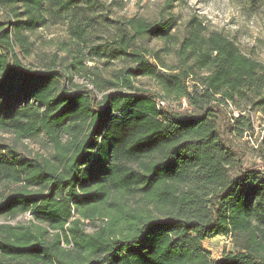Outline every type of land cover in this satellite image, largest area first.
<instances>
[{"label":"trees","instance_id":"16d2710c","mask_svg":"<svg viewBox=\"0 0 264 264\" xmlns=\"http://www.w3.org/2000/svg\"><path fill=\"white\" fill-rule=\"evenodd\" d=\"M95 1L0 0L11 19L0 15V127L44 133L55 150L31 160L0 145V181L16 186L0 200V217L28 213L38 224L0 227V264H264V170L245 167L229 139L251 130L249 119L227 121L224 111L236 99L264 109V66L195 17L180 39L173 18H133L94 44ZM51 22L66 25L71 75L94 59L122 62L111 79L92 73L100 101L92 89L61 85L65 70L21 68L16 48L29 56V36ZM148 39L163 49L141 45ZM170 48L174 66L160 56ZM196 71L205 74L195 79ZM138 78L162 97L133 86ZM165 98L198 113L175 114ZM80 219L107 221L88 234ZM217 236L234 251L212 260L202 243Z\"/></svg>","mask_w":264,"mask_h":264},{"label":"rangeland","instance_id":"374dc122","mask_svg":"<svg viewBox=\"0 0 264 264\" xmlns=\"http://www.w3.org/2000/svg\"><path fill=\"white\" fill-rule=\"evenodd\" d=\"M8 14V10L0 7V15L11 20ZM93 15L95 18L92 23L90 41L94 44L111 40L115 34L114 22H124L133 18H142L149 22L166 21L173 18L176 26L171 34L180 39L184 34V24L195 17L205 26L206 32H216L230 39L241 53L264 66V0H96ZM67 34L65 24L51 22L30 35L28 42L32 45L29 56L16 48L21 68L32 73H63V70L71 63L66 52L62 50L66 44H69ZM141 45L154 51L162 50L164 47L162 42L155 39L141 41ZM171 49H169L170 53L164 51L160 55L167 66L176 65L178 60L174 49L172 51ZM106 62L105 59L99 61L94 59V61L84 63L86 73L73 72L71 75L65 70V79L60 78L62 83L60 84L71 90L76 87L92 89L100 101L102 94L92 86V73L100 74L103 79H111L112 72L119 70L123 65L121 61H112L108 64ZM204 74L205 71H196L193 77L198 79ZM188 84L190 87L193 85L191 81H188ZM133 86L157 93L162 97L159 87L151 79L138 78ZM121 90L127 92L125 89ZM114 91L119 90L105 89L103 94ZM164 103L175 114L195 115L198 113V110L189 107L184 100L177 102L171 98H165ZM252 109L250 104L243 99H236L233 104L228 103L224 106L227 121L243 115L249 119L252 127L251 130L230 135L229 139L239 149L245 167L256 165L264 170V159L260 157L261 153L264 156V109ZM217 125L222 130L224 129L221 120L218 119ZM61 143H65V137L62 138ZM0 145H5L31 160L51 159L55 153L49 138L41 132L22 137L0 127ZM15 188L16 186L12 184L0 181V200ZM30 190L34 191V189ZM80 221L81 228L86 233L92 234L97 229L105 227L107 220L84 221L80 219ZM34 225L38 224L31 221L28 213L19 212L12 217H0V227L25 226L33 229ZM53 235V232L49 230L46 240L50 242ZM202 246L210 253L212 260H218L224 254L234 251L230 239L221 236L204 241ZM60 247L70 248L63 242Z\"/></svg>","mask_w":264,"mask_h":264}]
</instances>
